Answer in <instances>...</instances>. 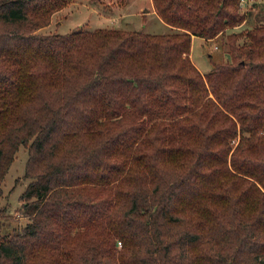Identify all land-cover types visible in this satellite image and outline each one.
Segmentation results:
<instances>
[{
    "label": "trees",
    "instance_id": "1",
    "mask_svg": "<svg viewBox=\"0 0 264 264\" xmlns=\"http://www.w3.org/2000/svg\"><path fill=\"white\" fill-rule=\"evenodd\" d=\"M69 2L0 0V196L20 145L30 179L0 264H264V21L152 0L170 32H38ZM193 35L229 58L201 73Z\"/></svg>",
    "mask_w": 264,
    "mask_h": 264
},
{
    "label": "rangeland",
    "instance_id": "2",
    "mask_svg": "<svg viewBox=\"0 0 264 264\" xmlns=\"http://www.w3.org/2000/svg\"><path fill=\"white\" fill-rule=\"evenodd\" d=\"M243 0L247 11L244 24L228 32L243 30L264 21V0ZM145 9V10H143ZM98 27L137 30L145 33L159 34L170 32L156 13L152 0H70L63 8L52 14L48 25L41 27L40 33L68 32L77 29H94ZM245 30V29H244ZM240 40V39H239ZM227 41L220 35L216 41H205L199 36L191 40L190 57L200 72H208L213 63L227 60L229 57ZM216 45V47H215ZM27 148L20 145L15 153L3 180L0 196V235L11 232L26 221L20 213V194L30 181L24 176Z\"/></svg>",
    "mask_w": 264,
    "mask_h": 264
},
{
    "label": "crops",
    "instance_id": "3",
    "mask_svg": "<svg viewBox=\"0 0 264 264\" xmlns=\"http://www.w3.org/2000/svg\"><path fill=\"white\" fill-rule=\"evenodd\" d=\"M143 10H145V9H143ZM161 19V18H160ZM164 22V21H163ZM165 23V22H164ZM166 24V23H165ZM167 25V24H166ZM242 26V24L241 25H239V26H237V27H235V28H239V27H241ZM169 27V29H171L170 28V26H168ZM234 28V29H235ZM220 35H217L216 37H214V38H211V39H204V38H202L203 40H205V41H210V40H215L216 41V39L219 37ZM195 36L193 35L192 36V38H191V40L194 38ZM215 47H216V45H215ZM190 59H191V57H190ZM193 63H194V61H192ZM195 64V63H194ZM201 73H204V72H201Z\"/></svg>",
    "mask_w": 264,
    "mask_h": 264
},
{
    "label": "built area",
    "instance_id": "4",
    "mask_svg": "<svg viewBox=\"0 0 264 264\" xmlns=\"http://www.w3.org/2000/svg\"><path fill=\"white\" fill-rule=\"evenodd\" d=\"M241 5H246V3L243 4V0H241Z\"/></svg>",
    "mask_w": 264,
    "mask_h": 264
}]
</instances>
